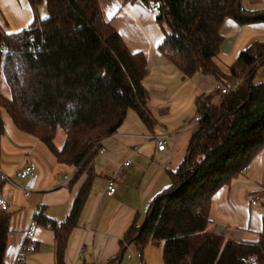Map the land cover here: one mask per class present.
I'll return each instance as SVG.
<instances>
[{
    "label": "trees",
    "instance_id": "obj_1",
    "mask_svg": "<svg viewBox=\"0 0 264 264\" xmlns=\"http://www.w3.org/2000/svg\"><path fill=\"white\" fill-rule=\"evenodd\" d=\"M28 2L34 14L29 26L17 32L0 26V112L18 131L39 140L57 163L76 169L69 186L84 176L63 221L46 218L42 209L33 215L53 233L55 264H65L70 236L96 178L90 164L95 149L117 130L128 110L153 127L143 85L148 71L143 53L128 50L99 0ZM120 2L154 4L163 35L157 48L183 79L198 74L219 83L241 79L225 97L217 89L196 97L200 121L186 155L169 171V185L150 200L143 221L129 227L124 242L139 250L160 246L163 264H249L241 260L249 256H255L254 264H264V216L257 240L244 242L216 233L209 215L214 193L237 178L264 147V82H254L264 66V43L252 42L220 67V28L226 18L239 25L264 24V9H247L242 0ZM40 5L44 17L38 16ZM58 130L64 137L56 147ZM10 217L0 210V264Z\"/></svg>",
    "mask_w": 264,
    "mask_h": 264
},
{
    "label": "crops",
    "instance_id": "obj_2",
    "mask_svg": "<svg viewBox=\"0 0 264 264\" xmlns=\"http://www.w3.org/2000/svg\"><path fill=\"white\" fill-rule=\"evenodd\" d=\"M99 2L128 50L142 52L146 58L148 74L143 85L149 93L146 106L153 127L148 128L136 112L128 110L117 130L95 149L90 164L96 178L70 236L64 262L108 264L121 257L115 264H163L161 247L153 244L143 247L141 257L132 260L131 253L138 248L125 243L124 237L132 224L139 225L143 221L150 200L169 185V171H174L185 157L196 128L193 123V118L198 116L196 97L213 93L219 82L201 74L183 79L178 69L158 50L163 35L154 20L155 6L150 9L139 3L121 4L120 0ZM242 3L250 10L264 9L259 8L262 0L257 4L249 0L247 3L242 0ZM44 11V5H40L38 16L44 17ZM33 18L28 0H0V26L5 32L24 29ZM220 33L223 42L217 58L223 55L227 61L222 62L223 68L252 42L264 43L263 23L239 25L226 18ZM254 82H264V66L256 71ZM213 101L217 103L218 100L214 97ZM0 117V173L14 183L0 180V196L11 213L3 264H55L53 233L49 226L41 224L35 229L34 248L22 261L26 231L38 208L46 218L57 223L63 221L84 176L70 186V180L59 185L63 174L72 177L76 169L57 163L53 155L34 140L28 139V145L17 144L7 128L10 119L2 111ZM165 132L168 133L164 138L165 147L159 151L152 137ZM99 148L104 151L100 153ZM126 160L130 163L120 170L115 181L116 193L107 195V180ZM29 163L36 166L34 177L19 179L17 172ZM20 187L27 190L26 197ZM209 215L212 229L221 228V234L235 241L257 240L264 216V147L237 178L214 193Z\"/></svg>",
    "mask_w": 264,
    "mask_h": 264
},
{
    "label": "built area",
    "instance_id": "obj_3",
    "mask_svg": "<svg viewBox=\"0 0 264 264\" xmlns=\"http://www.w3.org/2000/svg\"><path fill=\"white\" fill-rule=\"evenodd\" d=\"M149 8L154 9V4L150 3ZM240 83H241V79H237V80L227 82V83H219L216 85L215 89L219 90L220 94L223 97H225V96L229 95L233 90H235L240 85ZM219 102H220V100L218 101V103ZM199 121H200L199 116H195L193 118V123L196 125V127L198 126ZM167 136H168V133L165 132L163 134H157V135H154L152 137L153 141L156 143L157 150L161 151L164 149V147H165L164 138ZM98 151L100 153H102L104 151V149L99 148ZM129 163H130L129 160H126L123 163H121V165L119 166L117 171L112 175L111 178H109L107 180L106 186H105V192L107 195L113 196L116 193L115 181L118 178L120 170L123 169L124 167L128 166ZM35 172H36L35 164L29 163L17 172V177L21 180H26V179L34 177ZM70 179H71L70 175L63 174L62 178H61V182L59 183V185H65L66 183H68V181ZM0 180H5L9 183L14 184L12 182V180L9 179V177L4 175L3 173H0ZM20 189L23 193V196L26 197L27 190L24 187H20ZM252 204H255V200L252 201ZM7 209H8V205H7L6 201L0 196V210L6 211ZM37 211H40V208H38ZM37 225H38L37 221L35 219H33L30 226L28 227V229L26 231V243L24 244V246L21 249L23 262H24V257L26 256V254L31 252L32 249L34 248V245H35L34 233H35V229H36ZM214 231L218 234H221L223 232L222 229L219 227L215 228ZM131 256L133 258L139 259L141 257V251L139 249H137V251L131 253ZM241 260L244 262H247L249 264H254L255 263V256H249L247 258H241ZM86 264H89V263H86Z\"/></svg>",
    "mask_w": 264,
    "mask_h": 264
},
{
    "label": "rangeland",
    "instance_id": "obj_4",
    "mask_svg": "<svg viewBox=\"0 0 264 264\" xmlns=\"http://www.w3.org/2000/svg\"><path fill=\"white\" fill-rule=\"evenodd\" d=\"M246 1V3H247V0H245ZM259 2V1H258ZM257 4V3H256ZM259 8H264V0H262V5L259 7ZM44 16H46V11H44ZM216 62L218 63V65L219 66H221V67H223V65H224V63H222V62H227L225 59H224V57H223V55H220L219 56V58H217L216 59ZM1 90H2V93L3 94H5V95H8V89H7V87H6V85H4V84H2V86H1ZM217 98V100H219V97H216ZM8 119V118H7ZM8 121H9V119H8ZM8 124H7V128H8V131H10L9 133H10V135L13 137V138H15V141H16V143L17 144H20V145H22V144H24V145H28V139H31V140H34V141H36V143H38V145L40 144L43 148H46L39 140H37L36 138H34V137H32V136H30L29 134H27V133H24V132H20V131H18L15 127H14V125L12 124V122L11 121H9V122H7ZM18 136H17V135ZM13 135H16V137H14ZM23 137H22V136ZM63 137H64V133H63V131L62 130H58V132H57V134H56V137L54 138V144H55V146L56 147H59L60 145H61V143H62V140H63ZM27 153H28V155L30 156V151L28 150L27 151ZM148 246H150V244H148ZM128 256H129V253H128ZM128 258V257H127ZM130 258V257H129ZM131 259L133 260V257H131ZM138 261V260H137ZM139 264V263H138Z\"/></svg>",
    "mask_w": 264,
    "mask_h": 264
}]
</instances>
